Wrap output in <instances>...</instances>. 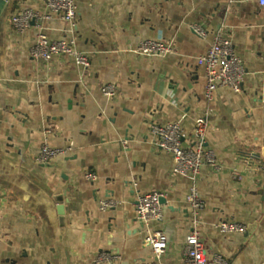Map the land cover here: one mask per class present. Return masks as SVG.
<instances>
[{
  "label": "crops",
  "instance_id": "obj_1",
  "mask_svg": "<svg viewBox=\"0 0 264 264\" xmlns=\"http://www.w3.org/2000/svg\"><path fill=\"white\" fill-rule=\"evenodd\" d=\"M76 3L74 24L41 18L19 32L12 18L28 8L47 14L44 0H9L0 16V264H105L96 262L102 251L120 254L121 264H186L190 209L184 200L191 180L152 144L151 127L179 122L189 146L198 117L207 119V145L219 165L204 164L197 182L206 204L200 230L207 264H218V255L225 264H264V163L246 159L264 147V4ZM219 29L245 75L241 91L220 87L208 100L197 59ZM40 34L72 39L90 66L83 70L65 55L32 57ZM147 39L171 44L173 53L138 54ZM105 84L115 85L113 99L103 95ZM44 143L72 149L42 164L36 158ZM233 172L242 179L234 180ZM152 192L170 200L154 223L167 239L160 256L143 243L135 211L138 195ZM107 197L120 206L100 211ZM224 220L244 223L247 231L220 233L215 225Z\"/></svg>",
  "mask_w": 264,
  "mask_h": 264
},
{
  "label": "built area",
  "instance_id": "obj_2",
  "mask_svg": "<svg viewBox=\"0 0 264 264\" xmlns=\"http://www.w3.org/2000/svg\"><path fill=\"white\" fill-rule=\"evenodd\" d=\"M264 4V0H259ZM47 14L40 15L33 9H26L12 18L15 28L24 32L30 26L31 21L41 18L58 17L64 22L74 24L77 17L78 6L76 0H44ZM193 30L200 37L206 32L199 26H193ZM136 52L145 56H165L173 53L171 44L160 39H147L140 42ZM30 54L36 59L49 61L55 56H71L75 63L83 70L90 66V60L85 54L75 49L72 39L49 40L44 35H38L35 43L30 49ZM198 65L205 70L206 97L212 100L216 97L220 87L231 88L235 92L242 89L245 69L241 59L236 55L231 39L223 32L217 30L210 47L197 59ZM102 93L108 99L116 95V88L113 84H105ZM208 122L205 117H198L189 146L184 145L185 135L179 122L166 125H152L151 141L160 150L171 155L174 163V171L186 176L191 180L190 191L184 202L190 209V231L186 236L185 257L186 264H207V254L201 238L200 226L202 214L206 210L199 189L198 177L201 168L208 163L218 169L219 165L214 157V152L207 145L206 134ZM72 146L66 148H54L44 143L37 155V162L47 164L48 162L69 153ZM246 159L250 162L264 163L263 156L257 153H248ZM234 180H241L239 173H232ZM88 180H94L96 175L87 173ZM168 194L165 192H152L138 195L135 202L137 218L143 227L142 241L145 245L151 246L157 256L162 255L167 247V239L163 231L155 229L154 223L162 220L163 209L169 203ZM120 201L115 198H104L99 202V210L106 212L120 206ZM215 228L224 234L244 233L247 225L231 220L220 221ZM218 264H225L221 256H216ZM96 262L105 264H121V256L117 252L102 251Z\"/></svg>",
  "mask_w": 264,
  "mask_h": 264
},
{
  "label": "water",
  "instance_id": "obj_3",
  "mask_svg": "<svg viewBox=\"0 0 264 264\" xmlns=\"http://www.w3.org/2000/svg\"><path fill=\"white\" fill-rule=\"evenodd\" d=\"M8 1H9V0H0V16H1V14H2L4 8L6 7V4H7ZM261 154H262L263 159H264V147H263L262 150H261ZM58 200H59L60 202H63V198H62L61 196L58 197ZM59 211L61 212V214H63L64 206H63L62 204H60V206H59Z\"/></svg>",
  "mask_w": 264,
  "mask_h": 264
}]
</instances>
